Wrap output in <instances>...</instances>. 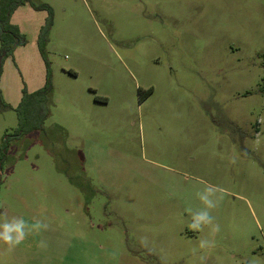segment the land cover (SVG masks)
Returning <instances> with one entry per match:
<instances>
[{
  "label": "rangeland",
  "instance_id": "374dc122",
  "mask_svg": "<svg viewBox=\"0 0 264 264\" xmlns=\"http://www.w3.org/2000/svg\"><path fill=\"white\" fill-rule=\"evenodd\" d=\"M10 23L0 223L32 233L0 264H264V0H28ZM41 42L48 117L16 136ZM206 187L213 225L193 231Z\"/></svg>",
  "mask_w": 264,
  "mask_h": 264
},
{
  "label": "trees",
  "instance_id": "16d2710c",
  "mask_svg": "<svg viewBox=\"0 0 264 264\" xmlns=\"http://www.w3.org/2000/svg\"><path fill=\"white\" fill-rule=\"evenodd\" d=\"M26 1L28 0H25L24 2ZM24 2L21 0H18L16 2L10 3L9 5L0 3V62H2L5 59V57L12 54L14 49L17 47V45H20V44L23 45L25 43L24 37L18 33V28L15 26H12L10 23L12 12L20 4ZM35 8H37L38 10H42V9L48 10L52 17V9L49 5L41 4L40 6L35 7ZM45 46H46V43L41 42L40 51H41V54L44 60L46 61L45 63H46L47 71H48L47 84L44 88L32 94H27L23 98V102L21 103L20 108L18 110V114L21 116L22 126L18 128V130L16 131V136L28 134L34 130H40L43 126L44 121L48 117V111H47L48 109L46 106V101H47L46 96L52 92L53 85H52L51 66L47 58ZM152 92H153L152 89H150L149 91H142V89L139 88L140 101H143L144 98L150 95ZM143 94H147V95L143 96ZM30 111H31V114H33V117L31 119H29L26 116ZM10 141L11 139H9V137L3 140V143L1 146L2 155L0 158L1 165L4 164L5 159L7 158L8 151L10 148Z\"/></svg>",
  "mask_w": 264,
  "mask_h": 264
},
{
  "label": "clouds",
  "instance_id": "9594fccd",
  "mask_svg": "<svg viewBox=\"0 0 264 264\" xmlns=\"http://www.w3.org/2000/svg\"><path fill=\"white\" fill-rule=\"evenodd\" d=\"M197 195L201 203L204 205V208L197 210L195 215L191 214L192 222L188 225V227L193 231H202L204 225H213L214 217L211 215V210L217 207V200L213 198L216 195V189L213 187H206L203 190V194L199 192ZM33 227L39 229L40 225L36 224ZM44 227L46 228L47 225H44ZM212 231L218 232L219 226L214 225ZM31 233V231L27 230V222L23 219L15 222L5 219L4 222L0 223V242L9 246V251L22 243L23 240ZM39 246L46 247V244L41 241ZM209 246H214L213 242L201 240V248Z\"/></svg>",
  "mask_w": 264,
  "mask_h": 264
},
{
  "label": "crops",
  "instance_id": "0c3cea01",
  "mask_svg": "<svg viewBox=\"0 0 264 264\" xmlns=\"http://www.w3.org/2000/svg\"><path fill=\"white\" fill-rule=\"evenodd\" d=\"M63 254L64 253H60V254H44L43 258L48 259L50 261L53 260V259L63 260L65 263L62 262L61 264H67L66 262L69 259V255L68 254H64V259H63V258H61ZM46 264H49V263H46ZM57 264H60V263H57Z\"/></svg>",
  "mask_w": 264,
  "mask_h": 264
}]
</instances>
